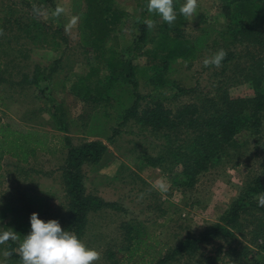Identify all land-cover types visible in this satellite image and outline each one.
Masks as SVG:
<instances>
[{
  "label": "rangeland",
  "instance_id": "374dc122",
  "mask_svg": "<svg viewBox=\"0 0 264 264\" xmlns=\"http://www.w3.org/2000/svg\"><path fill=\"white\" fill-rule=\"evenodd\" d=\"M177 1L179 6L184 3V0ZM228 1L198 0L196 13L187 18L183 34L202 43L201 53L194 60L169 62L164 73L168 84L164 88L155 90L152 83L146 82L152 75L153 62L143 54L153 43L136 51L138 55L132 65L137 68L136 78H141L136 92L145 97L139 101L137 111L160 101L175 118L186 105H205L199 109L214 112L213 106L218 110L225 101L234 104V99L251 95L241 76L250 77L253 63L263 55L264 48L252 43L251 38L239 35L235 39L241 43L235 42L227 31L230 20L222 9ZM146 2H108L112 12H119V20L115 32L103 43L105 51L115 49L123 61L134 55L128 50L134 47L133 40L138 37L143 21L152 19L156 26L159 22L153 14L142 15ZM33 4L46 9L49 16L34 17ZM57 5L66 9L58 19L50 15ZM84 6L87 7V0H0V12L6 8L17 10L14 22L42 24L51 32L46 34V40L50 41L52 34L55 36V50L45 48L43 36H40L32 39L28 47L23 43L19 48L20 56L16 57L19 61L16 69L29 74L36 66H49L44 72L51 74L48 82L30 88L0 87L4 103L0 104V123L11 120L25 129L46 134L44 150H37L26 163L11 155H4L1 160L0 229H13L20 240L0 245V261L5 260L3 252L9 249L11 242L18 247L31 231L32 213H38V218L45 222L58 220L62 229H67L69 198L63 169L70 147H79L85 142L100 141L108 149L105 167H81L86 195L116 205L87 214L80 239L88 248L101 253V259L95 264H147L151 251L145 250L142 244L133 258H129L133 233L127 234L128 227L140 231V239L150 243L154 250L167 254L186 237H198L211 225L220 223L233 204L241 199L240 193L248 183L256 176L264 179V118L258 134L242 130L235 137L232 148L212 145L199 138L202 121L188 124L189 115L183 122L176 119L177 126L158 132L133 119L123 123L124 108L134 100V96L131 97L133 87L123 78L108 89L113 98L103 102L105 92L100 91L102 87H97L96 83L107 71L103 64L99 65L98 74L91 71L99 53L90 45V32L82 29L89 17ZM74 15L79 17V22L66 33L65 25ZM225 31L230 36L223 41L219 35ZM260 31L264 32V28ZM63 35L67 43L63 42ZM155 35L150 33V37ZM220 49L227 53L222 66L205 67L204 58ZM104 56L108 58V53ZM145 71L148 75L143 79ZM19 78L20 74H15L14 81ZM83 78L89 88L87 96L77 94L74 86ZM177 88L188 92L179 95ZM197 155L207 156V163L188 187L181 180L182 165L191 163L199 157ZM161 179L166 185L165 191L155 185V181ZM253 199L264 209L259 205V197ZM237 219L235 228L230 229L232 236L219 235L167 264H264V250L259 248L264 243V227L257 233L258 237L251 232L257 220L263 219L261 212L245 208ZM7 264H20V258L11 256Z\"/></svg>",
  "mask_w": 264,
  "mask_h": 264
},
{
  "label": "trees",
  "instance_id": "16d2710c",
  "mask_svg": "<svg viewBox=\"0 0 264 264\" xmlns=\"http://www.w3.org/2000/svg\"><path fill=\"white\" fill-rule=\"evenodd\" d=\"M109 1L87 0V7L85 8L84 6L83 10L88 12L89 17L84 22L82 29L90 32V36H92L90 45L99 53L96 58L97 64H93L90 67L92 73H99L100 64H103V67L107 71V73L101 74L103 78L100 76L96 83L97 87H102L99 90L105 92L103 102L107 103L110 101L112 95L108 94V89L118 84L121 79H128L133 87L131 97L133 98L134 96V100H132L128 107L124 108L123 123H127V121L133 119L137 124L158 132L177 126L176 119L183 122L187 115H189L188 124L193 125L202 121V129L198 134L199 138L208 140V143L212 145L230 146L231 148L235 143V137L243 132L242 130H252L249 134L259 133L261 121L264 118V53L254 61L250 77L245 79L246 77L241 76L243 82L247 83L250 88L251 95L244 99H234V104L230 101H225L218 110L213 106V113L209 112V110L202 111L199 109V107H204L205 105H186L178 111L179 114L175 118L172 117L170 110L165 108L160 101L152 102L151 106L145 107L140 112L137 111L139 101L145 99V97L136 92L138 82L141 79L136 78L137 68L132 65V60L138 55L136 51L142 49L148 43H153L151 44L152 48L146 50L143 54L148 60L153 62L150 68L152 75L151 77L150 75L147 77L148 74L145 71L143 79L147 77L146 82L152 83L155 86V90H160L168 84L167 79L164 77L168 63L176 60L190 61L198 58L202 50V43L184 36L183 31L187 18L179 13V3L177 0H174V8L177 13L176 21L169 25L158 15L153 14L154 18L157 21L159 20L158 25L154 30H150L144 23L140 25L138 37L133 40L135 48L131 47L128 50L134 55L130 59L123 61L121 60L120 53L115 51V49L111 48L105 51L104 47H102L110 33L115 32V27L119 20V12L111 11ZM147 3L148 0L144 4L143 16L149 14ZM222 9L226 13H224L225 16L230 20L227 25V31L231 33L235 42L241 43L238 39H235L236 35H239L243 38H251L252 43L264 48V32L260 31L264 28V0H230ZM31 22L24 24V32L32 35L34 29L35 35L33 38L43 36V40H45L47 35H44L43 31H41L42 29L39 28V24ZM15 23L19 24L20 22L15 21ZM227 31L219 35L223 41L230 36ZM151 32H154L156 35L150 37ZM50 40H52L51 44L54 46L53 40H55V36L53 34L50 35ZM55 45L57 47L58 43ZM105 52L108 53V58L104 56ZM229 54L232 55L230 52ZM45 71L47 70L44 69L43 71V69L36 67L32 76L30 78L24 76L22 82L35 87L40 83L48 82L51 79V74L45 75ZM122 75L123 77H121ZM85 79L77 80L74 86L77 87V94L83 93L84 96H87L89 88L84 82ZM175 90L179 95L188 92L185 89L177 88ZM44 137H46V134L25 129L11 120L6 124L0 123V164L4 155H11L13 158L18 159V161L26 163L28 158L34 156L37 150H44L46 144ZM107 150L106 145L102 142L90 141L83 143L79 147H70L67 153L65 168L63 169V179L65 191L69 198V217L65 231L75 233L79 239L86 227L87 214L90 211H96L102 209V207L115 208L116 206L113 203H105L86 195L85 176L81 170L83 165L96 166L105 156ZM206 161L207 156H199L191 163L182 165L180 176L186 186L191 187L193 185V178L205 168ZM261 194H264V179L256 176L253 181L248 183L243 192L240 193L241 199L233 204L220 223L211 225L198 237H186L177 247L164 255H162L160 250L158 252L154 250L155 248L149 245L150 243L142 241L140 239L142 234L140 231L128 227L127 234L131 236L133 233V238H131V244L133 245L131 246L129 258H133L142 244L145 250L151 251L147 264H167L180 254L191 252L201 243L214 239L219 235L232 236L230 229L235 228L238 222L237 218L245 208H254L261 212L263 219H258L257 225L251 231L258 237L257 233H260L264 227V209L259 207L256 199L253 198L256 196L258 198ZM16 247L11 242L8 251ZM259 248L264 250V243ZM11 256L19 258L15 252Z\"/></svg>",
  "mask_w": 264,
  "mask_h": 264
},
{
  "label": "clouds",
  "instance_id": "9594fccd",
  "mask_svg": "<svg viewBox=\"0 0 264 264\" xmlns=\"http://www.w3.org/2000/svg\"><path fill=\"white\" fill-rule=\"evenodd\" d=\"M198 8V0H184L179 8V13L188 18L192 17ZM147 11L150 14L158 15L164 22L171 25L177 19V13L174 8V0H148ZM66 9L57 5L50 13L52 17L59 18L65 14ZM32 14L36 18H47L49 12L32 5ZM139 20V18H138ZM79 17L72 16L65 25V32L71 30L78 24ZM147 27L152 30L156 26V22L152 19L143 21ZM4 35V30L0 28V36ZM225 50L220 49L213 55L204 58L203 65L205 67L222 66V61L226 58ZM161 191L166 190V185L162 179L155 181ZM141 199L143 194H141ZM259 205L264 206V194L259 197ZM31 231L24 236L18 247L3 252L4 261L0 264H7V258L11 257L15 252L20 258V264H95L101 259V253L95 249L88 248L85 243L79 239L75 233L62 229L58 220H49L47 222L38 218V213H32L30 216ZM20 235L13 229H0V245H4L9 241L17 242Z\"/></svg>",
  "mask_w": 264,
  "mask_h": 264
},
{
  "label": "crops",
  "instance_id": "0c3cea01",
  "mask_svg": "<svg viewBox=\"0 0 264 264\" xmlns=\"http://www.w3.org/2000/svg\"><path fill=\"white\" fill-rule=\"evenodd\" d=\"M11 12V13H10ZM0 13H2V15H0V28H2L4 30V35L0 36V87H28L30 88V85L24 84L22 82L24 76L26 77H31L34 69L36 67H40V66H36L32 69L31 74L26 73L25 71H20L21 69L17 68L18 64V59L16 58L17 56L19 57V48H21V46L23 45V43H25V45H27L26 47H28V45H31V41L33 38V36L35 35L32 32V35L30 34H26L24 32L25 23H15L12 19L17 18L18 13L17 10H12L6 8L4 11H1ZM20 22V21H18ZM27 24V23H26ZM39 28L42 29L41 31H43L44 34H47L48 32L51 33L49 30L50 29H46L42 24L39 25ZM33 31H35L33 29ZM46 33H45V32ZM64 38V39H63ZM63 42L67 43V39L64 37H62ZM50 40V39H49ZM45 48H48L49 50L52 51V49L55 50V47L52 46L51 44V40L48 41L45 39V41L43 40V43ZM34 46L36 47V45L34 44ZM57 49V48H56ZM24 55L22 54V59H24ZM41 69H47L48 67H40ZM21 72V73H19ZM47 72V71H45ZM15 74H20V78L19 81H14V77ZM46 75V74H45ZM46 83V82H44ZM34 87V86H33ZM0 104L4 105V103L1 102V96H0ZM108 154V150L105 154V156ZM105 156L102 158V160L95 166L96 168L99 167H105Z\"/></svg>",
  "mask_w": 264,
  "mask_h": 264
}]
</instances>
